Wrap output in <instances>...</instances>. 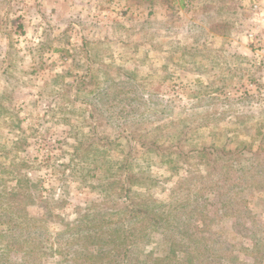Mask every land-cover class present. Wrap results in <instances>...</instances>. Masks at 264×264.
Listing matches in <instances>:
<instances>
[{
	"label": "rangeland",
	"instance_id": "374dc122",
	"mask_svg": "<svg viewBox=\"0 0 264 264\" xmlns=\"http://www.w3.org/2000/svg\"><path fill=\"white\" fill-rule=\"evenodd\" d=\"M128 226L124 263L264 264V0H0V264H121Z\"/></svg>",
	"mask_w": 264,
	"mask_h": 264
},
{
	"label": "trees",
	"instance_id": "16d2710c",
	"mask_svg": "<svg viewBox=\"0 0 264 264\" xmlns=\"http://www.w3.org/2000/svg\"><path fill=\"white\" fill-rule=\"evenodd\" d=\"M246 145L247 144H245L244 146ZM154 150L155 152H158V155L163 154L168 161L172 160L173 159L172 157L175 155L176 157L179 158L184 157L186 160L189 157L190 158L198 157L199 159H203V157H207L208 160L216 159V161H221L223 159L229 158L232 154V151L225 153L223 150L220 149L215 150L211 147H202V148L192 147L186 150L181 144L166 146L159 143H154ZM241 152L242 149H239L237 153L233 154L232 159L238 160L240 157L245 156V153L243 154ZM218 154L220 155L217 156ZM122 171L123 173L121 174V178L118 181V184L121 192L120 199L124 200L122 207L124 212L128 213L127 216L129 217V219L131 218L136 219L142 217L143 221L147 222L150 226L160 227L163 223V220L155 213L156 211L155 209L154 210L145 209L143 205L136 203L134 198L137 194L133 190L136 184L134 178H132L131 175L130 176L128 175L130 173L128 172L127 168H124ZM136 234L138 233L135 226L134 227L128 226L127 228L123 227V232H122L123 236L122 235L120 236H122V243H124L127 246V248L123 252L125 255H123L124 258L121 264L131 263V261L129 263H124V261L127 260V255L129 252H131V246L132 243H134L136 240ZM113 264H115L114 261Z\"/></svg>",
	"mask_w": 264,
	"mask_h": 264
}]
</instances>
